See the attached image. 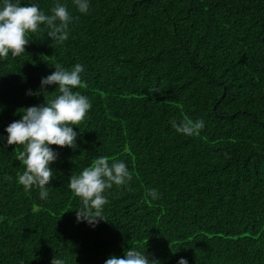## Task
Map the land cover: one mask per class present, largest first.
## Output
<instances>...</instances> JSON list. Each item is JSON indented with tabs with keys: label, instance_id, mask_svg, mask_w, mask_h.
<instances>
[{
	"label": "trees",
	"instance_id": "trees-1",
	"mask_svg": "<svg viewBox=\"0 0 264 264\" xmlns=\"http://www.w3.org/2000/svg\"><path fill=\"white\" fill-rule=\"evenodd\" d=\"M12 3L61 4L73 20L63 43L41 25L21 56L0 58V264H105L130 248L159 264H264V0H88L86 14L74 0ZM78 63L87 86L73 91L91 108L76 148L52 146L42 200L18 183L24 148L5 129L60 94L41 86L55 66ZM185 117L203 130L178 133ZM98 157L132 179L105 190L93 227L68 184Z\"/></svg>",
	"mask_w": 264,
	"mask_h": 264
},
{
	"label": "clouds",
	"instance_id": "clouds-1",
	"mask_svg": "<svg viewBox=\"0 0 264 264\" xmlns=\"http://www.w3.org/2000/svg\"><path fill=\"white\" fill-rule=\"evenodd\" d=\"M74 3L80 13L88 12V0H74ZM51 13L44 14L35 4L21 6L19 3H12V0H4L0 9V58L7 59L9 53L13 57L21 56L30 42L28 34L40 31L41 25L47 27L49 38L57 43L66 41L68 26L73 17L66 6L61 4H56ZM54 68L51 75L42 78L41 86L43 89L47 85H58L57 91L60 94L43 105L19 110L21 118L5 129L8 134L7 145L24 148L17 155V160L25 166L23 174L18 175V183L26 192L33 186L38 187L42 200L48 197L46 186L51 183L54 175L50 165L58 159V153L53 151L52 146L61 149L76 148L78 133L73 129L79 128L91 108L87 97L73 91L87 86L81 81L83 66L78 63L71 70L59 65ZM150 91L158 93L159 89L153 88ZM32 94L31 91L28 92V95ZM171 123L178 133L186 136L196 135L204 128L202 120L193 122L187 117L179 125L175 120ZM131 179L132 175L124 162L113 160L110 164L108 157H98L79 175H72L68 187L83 205L76 212L77 222H86L94 227L99 222L106 221L103 209L108 200L103 193L113 185L122 187ZM148 195L158 199L155 190H149ZM51 264L66 262L54 257ZM105 264H159V261L150 260L145 253L130 248L122 258L111 256ZM178 264H188V261L181 258Z\"/></svg>",
	"mask_w": 264,
	"mask_h": 264
}]
</instances>
